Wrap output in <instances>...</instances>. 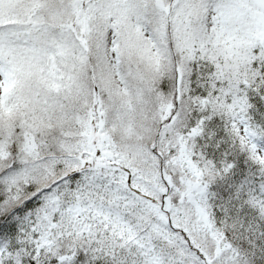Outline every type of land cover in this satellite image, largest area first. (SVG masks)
<instances>
[{
	"label": "snow or ice",
	"instance_id": "snow-or-ice-1",
	"mask_svg": "<svg viewBox=\"0 0 264 264\" xmlns=\"http://www.w3.org/2000/svg\"><path fill=\"white\" fill-rule=\"evenodd\" d=\"M0 264H264V0H0Z\"/></svg>",
	"mask_w": 264,
	"mask_h": 264
}]
</instances>
